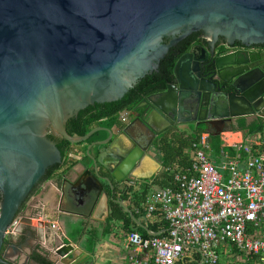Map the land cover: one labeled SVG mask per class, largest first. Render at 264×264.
<instances>
[{
  "label": "water",
  "instance_id": "1",
  "mask_svg": "<svg viewBox=\"0 0 264 264\" xmlns=\"http://www.w3.org/2000/svg\"><path fill=\"white\" fill-rule=\"evenodd\" d=\"M197 33L206 44L178 61L166 91L133 109L131 126L68 133L81 112L123 100ZM225 45L239 49L218 53ZM242 119L264 124V0H0V264H21L9 230L27 220L24 209L49 171L64 165L51 135L71 145L109 135L87 152L94 164L87 194L97 207L104 196L109 204L107 186L114 197L144 181L168 132L189 137L205 126L219 137L241 129ZM137 123L152 136L147 147L129 135ZM122 136L131 146L118 152ZM52 245L54 264L76 262L79 248L56 238Z\"/></svg>",
  "mask_w": 264,
  "mask_h": 264
},
{
  "label": "built area",
  "instance_id": "2",
  "mask_svg": "<svg viewBox=\"0 0 264 264\" xmlns=\"http://www.w3.org/2000/svg\"><path fill=\"white\" fill-rule=\"evenodd\" d=\"M237 49L225 45L218 53ZM132 113L121 112L119 123L128 124ZM234 148L236 158L217 168L209 135L193 145L191 164L170 170L175 188L151 193L143 209H135L147 223L163 215L168 237L129 232L130 255L121 264H264V152L253 154L243 143ZM18 226L19 221L9 234L17 236ZM51 228L58 238H67L59 222Z\"/></svg>",
  "mask_w": 264,
  "mask_h": 264
},
{
  "label": "crops",
  "instance_id": "3",
  "mask_svg": "<svg viewBox=\"0 0 264 264\" xmlns=\"http://www.w3.org/2000/svg\"><path fill=\"white\" fill-rule=\"evenodd\" d=\"M133 121L132 117L130 123L126 125L118 123L116 125V133L119 134L127 129ZM242 121L246 123L245 129H238V126H235V128L227 130L221 136L222 154L220 157H216L211 151L210 155L216 166L223 165L236 158L238 155L237 151L235 155H232L225 152V149L231 148L235 150L234 147L237 144L243 143L252 146L253 154L263 153L264 124L260 120L254 119L248 122L242 119L239 122L242 123ZM254 125H258L259 128L254 134H250L249 129ZM96 128L99 127L96 126L94 129ZM184 129L186 130L187 127L184 126ZM129 135L143 147L148 146L151 138L147 129L139 123L135 124L129 130ZM205 135L208 134L205 133ZM108 136L107 133L101 132L95 135L93 140L88 143L73 145L68 154H74L76 158L69 159L67 155L64 165L49 179L45 180L32 195L23 213L27 217V220L21 219L19 221L18 235L14 236L13 242L17 250H11V253L15 260L20 258L21 264H42L39 259H46L54 264L57 261V257L53 254L54 246L52 242L54 238L59 242L63 240L66 245L72 244L81 250H77L76 262L74 264H84L86 260H89L90 254L82 248L81 242H74L72 240L70 233H74L72 228H77L76 226L78 225H84L87 230H104L107 219L110 217V208H108L110 201L108 204L107 198L104 196L96 207V202H93L95 201V197L91 200L92 202H89L85 198V195L73 187L78 184L77 182L82 180L83 175H85L89 182L91 181L92 177L87 174V171L90 169L94 172V164L87 156L88 147L91 143L106 140ZM121 138L115 146V150L118 152H124L126 147L131 146L130 139L123 136ZM151 154L155 158L156 163L152 162L141 174L143 178L146 176L145 179L152 186L151 193H155L152 192L153 186L158 185L157 183L164 178L167 169L161 159L163 153ZM66 180H69L71 184L67 183ZM64 187H66L65 196L63 194ZM135 189L140 190V185H137ZM161 189L160 187L158 191ZM111 191L107 187L106 192L110 200L113 194ZM124 203L128 208L130 207V203ZM55 222L60 223L67 238L62 239L56 236L51 228ZM138 223L142 227L147 224V221L139 217ZM128 233L129 231L126 230L124 223L116 222L113 235L109 237L102 236V240L97 249V255L93 257L94 264H121L126 262L130 255L126 246V235Z\"/></svg>",
  "mask_w": 264,
  "mask_h": 264
},
{
  "label": "trees",
  "instance_id": "4",
  "mask_svg": "<svg viewBox=\"0 0 264 264\" xmlns=\"http://www.w3.org/2000/svg\"><path fill=\"white\" fill-rule=\"evenodd\" d=\"M200 37V33L194 34L182 41L177 47L173 48L166 59L162 62L159 72L146 77L137 87L132 89L123 100L103 105L97 104L81 112L78 118H75L68 123V133L72 136L85 137L96 126L114 127L119 123V114L121 112L125 110L133 112V109L140 104L145 97L166 91L167 87L174 81V72L178 61L189 52L195 43L200 42ZM240 126L241 129H245V121H242V123L240 122ZM258 128V125L252 126L249 129L250 134H254ZM204 134L205 126H201L195 130V133L192 136L186 137V134H167L163 141L159 143L160 150L163 153L161 159L167 169L164 178L160 182L157 181V184L162 189L175 188L174 177L170 170H179L180 168H186L191 164L193 145L199 143ZM50 138L58 144V147L63 153L64 159H66L68 152L73 145L66 140L58 139L53 135H51ZM93 138L90 141H92ZM209 141L212 153H214L216 157H220L222 154L221 136H210ZM225 152L232 155L236 154V151L231 148L225 149ZM243 155V157H247L246 153H243ZM59 169V166L52 168L44 181L49 179ZM151 187L150 183H145L140 186V190H136L135 187H132L128 194H122L120 199L123 202L130 203L128 209L133 213L134 218L131 217L128 210L123 209L120 204L112 199L110 201V217L107 219L104 230H87L84 225H78L76 226L77 228H72L74 233L69 232L72 240L74 242H81L80 244L82 248L90 254V258L86 264H94L93 257L97 255V249L102 240V236L109 237L113 235L116 222L124 223L127 231H137L142 234L144 238L168 237L169 225L165 217L161 214H157L156 219L149 221L145 226L141 227L138 225L139 217L135 209H143L149 195L151 194ZM114 198L117 199L118 197L116 196ZM39 261L42 264H53L46 259H39Z\"/></svg>",
  "mask_w": 264,
  "mask_h": 264
},
{
  "label": "flooded vegetation",
  "instance_id": "5",
  "mask_svg": "<svg viewBox=\"0 0 264 264\" xmlns=\"http://www.w3.org/2000/svg\"><path fill=\"white\" fill-rule=\"evenodd\" d=\"M197 44H199V45H205L206 44V42L202 39V36L200 37V42L199 43H197ZM221 47H224V46H221ZM220 47V48H221ZM225 50L224 49H221V52H224ZM133 117V120H134V118H135V116H133V113H132V116H131V118ZM131 118H130V120H131ZM129 123H130V121H129ZM122 124V123H121ZM120 125V124H119ZM105 128H111V127H108V126H104ZM167 134H172V131H170V132H168ZM58 139H60V138H58ZM107 139V138H106ZM152 139V136H151V138H150V140ZM105 140V139H104ZM150 140H149V142H150ZM160 141H156V145H157V147H159V149H160ZM140 177H142L143 178V175L142 174H140ZM145 177L146 176H144V181H142L141 183H139V184H137V185H143V184H145V183H149V181H147L146 179H145ZM44 182V181H43ZM80 182V183H79ZM79 182H77L78 184L76 185V186H74L73 188L74 189H78L83 195H85V198L87 199V200H89V202H92L91 200L93 199V197H91V196H89L88 194H87V189H88V186H89V180L85 177V175H83L82 176V180L81 181H79ZM43 184V183H42ZM136 185V186H137ZM135 186V187H136ZM108 188H110L109 186H107ZM107 187H106V190H107ZM132 187H130L129 188V191H130V189H131ZM111 189V188H110ZM128 191V192H129ZM118 197L117 198V200H121L120 198L122 197V194H117V195H115L114 197ZM113 196H112V199H114V200H116L115 198H114ZM111 199V200H112ZM110 200V201H111ZM94 203L96 202V198H95V201H93ZM129 203V202H128ZM108 208H110V206L108 207ZM111 210V209H110Z\"/></svg>",
  "mask_w": 264,
  "mask_h": 264
},
{
  "label": "rangeland",
  "instance_id": "6",
  "mask_svg": "<svg viewBox=\"0 0 264 264\" xmlns=\"http://www.w3.org/2000/svg\"><path fill=\"white\" fill-rule=\"evenodd\" d=\"M222 164V163H220ZM227 164V163H224ZM221 165H218L217 168H219ZM160 189V187L158 185L153 186L152 192H157Z\"/></svg>",
  "mask_w": 264,
  "mask_h": 264
}]
</instances>
